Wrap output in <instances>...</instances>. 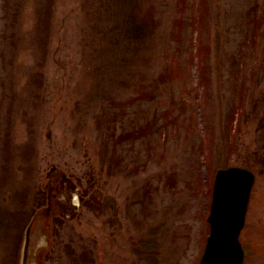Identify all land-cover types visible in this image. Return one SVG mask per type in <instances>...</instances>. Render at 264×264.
Listing matches in <instances>:
<instances>
[{
  "label": "rangeland",
  "instance_id": "rangeland-1",
  "mask_svg": "<svg viewBox=\"0 0 264 264\" xmlns=\"http://www.w3.org/2000/svg\"><path fill=\"white\" fill-rule=\"evenodd\" d=\"M263 153L264 0H0V264H198L225 159L264 264Z\"/></svg>",
  "mask_w": 264,
  "mask_h": 264
},
{
  "label": "water",
  "instance_id": "water-1",
  "mask_svg": "<svg viewBox=\"0 0 264 264\" xmlns=\"http://www.w3.org/2000/svg\"><path fill=\"white\" fill-rule=\"evenodd\" d=\"M254 182L255 174L246 168L229 167L218 171L209 216L212 232L200 264H243L244 251L239 234L245 223ZM30 249L29 231L23 264H28Z\"/></svg>",
  "mask_w": 264,
  "mask_h": 264
},
{
  "label": "flooded vegetation",
  "instance_id": "flooded-vegetation-1",
  "mask_svg": "<svg viewBox=\"0 0 264 264\" xmlns=\"http://www.w3.org/2000/svg\"><path fill=\"white\" fill-rule=\"evenodd\" d=\"M70 199V198H69Z\"/></svg>",
  "mask_w": 264,
  "mask_h": 264
}]
</instances>
